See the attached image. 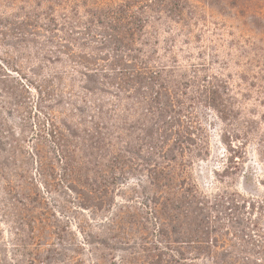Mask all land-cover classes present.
Instances as JSON below:
<instances>
[{
    "label": "rangeland",
    "instance_id": "1",
    "mask_svg": "<svg viewBox=\"0 0 264 264\" xmlns=\"http://www.w3.org/2000/svg\"><path fill=\"white\" fill-rule=\"evenodd\" d=\"M195 3L190 31L166 17L149 26L158 56L172 65L178 55L190 74L205 64L207 73L225 76L255 134L226 147L225 125L200 108L207 143L189 168L188 182L199 191L182 198L195 206L189 210H151L144 168L125 158V169L116 170L111 148L91 151L83 144L85 124L101 122L102 109L108 120L116 116L115 88L86 82L38 51L43 38L0 25V264H264L261 42L213 7ZM112 123L102 131L111 134ZM52 132H65L79 146L76 159L86 163L91 184L85 193L73 189ZM233 194L253 204L235 206ZM198 236H219L221 244H198Z\"/></svg>",
    "mask_w": 264,
    "mask_h": 264
},
{
    "label": "trees",
    "instance_id": "2",
    "mask_svg": "<svg viewBox=\"0 0 264 264\" xmlns=\"http://www.w3.org/2000/svg\"><path fill=\"white\" fill-rule=\"evenodd\" d=\"M195 2L213 7L233 20L235 27L257 34L258 58L264 61V0H0L2 27L43 38L38 51L71 66L86 82L115 88L116 116L108 120L102 109L101 122L85 124L83 144L91 151L111 148L116 170L125 169V158L132 168H144L153 194L151 210L195 207L181 200L199 194L188 181L194 157L206 152L201 107L213 111L225 125L220 139L226 147L255 134L253 121L244 117L225 76L207 73L205 64L190 74L178 63V55L171 56L172 65L158 56V38L149 26L166 17L173 26L190 31ZM109 121L113 122L111 134L102 131ZM52 135L64 155L73 189L85 193L91 184L86 163L76 159L79 146L65 132ZM262 141L263 149L264 135ZM127 147L132 156L126 153ZM234 197L235 206L246 204L245 198L240 202ZM224 198L228 197L218 195L219 200ZM206 241L216 247L221 244L219 236L196 238L198 244Z\"/></svg>",
    "mask_w": 264,
    "mask_h": 264
}]
</instances>
